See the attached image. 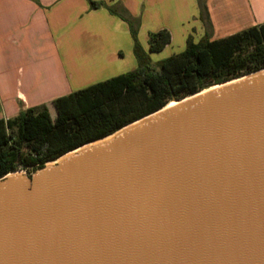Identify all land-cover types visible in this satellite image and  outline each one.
Segmentation results:
<instances>
[{
  "label": "water",
  "instance_id": "95a60500",
  "mask_svg": "<svg viewBox=\"0 0 264 264\" xmlns=\"http://www.w3.org/2000/svg\"><path fill=\"white\" fill-rule=\"evenodd\" d=\"M228 82L2 179L0 264H264V69Z\"/></svg>",
  "mask_w": 264,
  "mask_h": 264
},
{
  "label": "crops",
  "instance_id": "0c3cea01",
  "mask_svg": "<svg viewBox=\"0 0 264 264\" xmlns=\"http://www.w3.org/2000/svg\"><path fill=\"white\" fill-rule=\"evenodd\" d=\"M92 1L140 18L145 50L149 32L167 30L170 44L150 54L156 62L183 52L189 36L219 40L264 24V0H206L204 21L197 0ZM136 67L127 24L104 8L90 10L87 0H0V120L44 106L54 118L55 103Z\"/></svg>",
  "mask_w": 264,
  "mask_h": 264
},
{
  "label": "trees",
  "instance_id": "16d2710c",
  "mask_svg": "<svg viewBox=\"0 0 264 264\" xmlns=\"http://www.w3.org/2000/svg\"><path fill=\"white\" fill-rule=\"evenodd\" d=\"M90 10L104 8L124 21L133 40L137 67L47 107L28 109L0 120V181L11 173L31 176L47 163L79 147L113 135L125 126L164 109L172 101L264 69V24L219 39L187 38L185 50L154 67L138 41L140 18L105 2L87 0ZM206 19V0H197ZM171 36L148 34L149 53H159Z\"/></svg>",
  "mask_w": 264,
  "mask_h": 264
},
{
  "label": "bare ground",
  "instance_id": "6f19581e",
  "mask_svg": "<svg viewBox=\"0 0 264 264\" xmlns=\"http://www.w3.org/2000/svg\"><path fill=\"white\" fill-rule=\"evenodd\" d=\"M228 84H230V82H228V83H225V84H222V85H219V86H215V87H213V88H211L210 90H207V91H203V92H201V94H199V95H202V94H204V93H206V92H208V91H212V90H214V89H218V88H220V87H222V86H225V85H228ZM185 101H187V100H183L182 102H185ZM181 102V103H182ZM172 104H168L163 110H161L160 112H162V111H165V110H167V109H170V108H172V107H175L176 105H179L178 103H175V102H171ZM160 112H157V113H160ZM156 113V114H157ZM153 115H155V114H153ZM153 115H151V116H148V117H146V118H144V119H142V120H140V121H143V120H145V119H147V118H149V117H152ZM126 129V128H125ZM107 139H104V140H101L100 142H103V141H106ZM96 143H99V142H96ZM91 145H93V144H91ZM88 146H90V145H87V146H84V148L85 147H88ZM81 149H83V148H81ZM80 149V150H81ZM80 150H76V151H74V152H70V153H68V154H66L65 156H63L62 158H61V160L62 159H65L66 157H69L70 155H72V154H74V153H76L77 151H80ZM60 161V160H59ZM56 162H54V163H48L47 165L48 166H52V165H54ZM20 174H22V172H20ZM9 175H11V174H9ZM8 175V176H9Z\"/></svg>",
  "mask_w": 264,
  "mask_h": 264
},
{
  "label": "rangeland",
  "instance_id": "374dc122",
  "mask_svg": "<svg viewBox=\"0 0 264 264\" xmlns=\"http://www.w3.org/2000/svg\"><path fill=\"white\" fill-rule=\"evenodd\" d=\"M198 3V2H197ZM199 12H200V9H199ZM140 25H141V20H140ZM139 29H140V27H139ZM149 33H151V32H149ZM148 33V34H149ZM153 33V32H152ZM138 35H139V30H138ZM192 38V37H191ZM193 39V38H192ZM138 41H139V43H140V45H141V47L143 48V50L145 51V52H147L148 54H149V56H150V54H152V57H155L154 55H155V53H149V51H148V49H144V47L142 46V42L140 41V39L138 38ZM177 41V40H176ZM186 41H187V39H186ZM193 42H194V40H193ZM170 53V51L169 52H167L166 53V55L167 54H169ZM166 58H168V57H166L165 56V58H163L162 60H164V59H166ZM161 61V60H160ZM152 62V64H153V66L155 67L156 66V64L159 62H156V61H151ZM128 67L127 66H125V70L127 69ZM131 69H128L127 71L129 72ZM127 71H125V72H127ZM170 104H172V103H170ZM20 172H22V173H25L24 171H20ZM25 174H27V173H25Z\"/></svg>",
  "mask_w": 264,
  "mask_h": 264
}]
</instances>
